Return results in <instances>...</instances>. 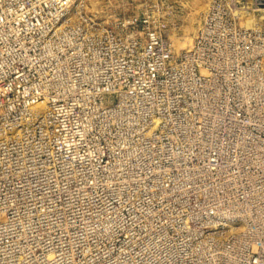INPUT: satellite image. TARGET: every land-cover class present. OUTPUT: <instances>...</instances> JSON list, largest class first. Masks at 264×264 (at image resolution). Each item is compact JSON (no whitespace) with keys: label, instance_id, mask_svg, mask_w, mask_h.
<instances>
[{"label":"built area","instance_id":"1","mask_svg":"<svg viewBox=\"0 0 264 264\" xmlns=\"http://www.w3.org/2000/svg\"><path fill=\"white\" fill-rule=\"evenodd\" d=\"M222 1H212L194 44L170 66L162 37L148 29L141 77L125 61L120 22L107 28L105 20L69 19L71 0H0V264L28 262L35 246L42 258L45 211H75L76 197L111 168L109 138L123 144L128 127L138 144L157 127L168 93L156 87L174 88V75L182 80L189 69L213 73L225 31ZM44 101L47 109L35 107ZM261 106L250 109L233 141L213 145L200 169L196 242L186 249H196L194 264H264ZM48 254L54 263L55 249Z\"/></svg>","mask_w":264,"mask_h":264},{"label":"rangeland","instance_id":"2","mask_svg":"<svg viewBox=\"0 0 264 264\" xmlns=\"http://www.w3.org/2000/svg\"><path fill=\"white\" fill-rule=\"evenodd\" d=\"M82 1L68 18L105 20L107 28L124 25L125 61L133 65L134 76L144 77L141 49L148 29L160 34L165 60L175 64L194 44L213 0H202L205 9L192 31L187 26L193 7L202 1L100 0L96 9ZM221 15L225 31L213 73L196 76L189 69L182 80L174 75V88L165 82L156 87L168 93L160 103L166 112L158 115L157 127L146 130L149 134L138 144L128 127L123 144L119 137L109 138V172L94 179L86 196L76 197L73 213L70 207L45 211L49 224L43 230L48 243H40L43 256L39 259L42 250L35 246L23 264H194L196 249L188 254L186 249L196 242L200 169L214 144L233 141L235 128L250 122V109L260 104L264 109V0H223ZM190 34L194 42L186 45ZM135 38L139 44L134 47ZM54 249L57 260L52 263L48 253Z\"/></svg>","mask_w":264,"mask_h":264},{"label":"bare ground","instance_id":"3","mask_svg":"<svg viewBox=\"0 0 264 264\" xmlns=\"http://www.w3.org/2000/svg\"><path fill=\"white\" fill-rule=\"evenodd\" d=\"M202 0H196V3H200ZM71 7H70V9H69V12H68V14H69V17L71 16V10H73V8H74V6L77 4V2H84V1H82V0H71ZM85 4H87V7H91V8H97L98 6H99V4H100V0H86V2H85ZM191 7V6H190ZM80 8V7H79ZM192 8V7H191ZM190 8V9H191ZM193 9H194V13H195V15H194V17L192 18V20H191V25H188L187 26V28H188V30L189 31H192V30H194L195 29V21L197 20V17H199L200 16V14L202 13V11L205 9V3H204V1H202V3H200L199 5L198 4H196V6H194L193 7ZM207 10V9H206ZM247 12H249V11H247ZM196 13H197V15H196ZM243 13V12H242ZM246 13V12H245ZM244 13V14H245ZM248 14V13H247ZM251 14H253V13H251ZM255 14V13H254ZM150 15V14H149ZM246 15V14H245ZM255 16V15H254ZM73 17V16H72ZM252 17V16H251ZM71 18V17H70ZM255 18H257V17H255ZM258 19V18H257ZM89 20V19H88ZM251 21V20H250ZM253 21V20H252ZM257 21V20H256ZM252 23H254V22H252ZM189 33H191V32H189ZM187 39H188V42L186 43V45L187 44H189V43H191L192 41H193V39H194V35H191L190 34V36H188L187 37ZM194 42V41H193ZM192 42V43H193ZM184 45V44H183ZM182 45V46H183ZM184 47H186V46H184ZM35 107H37L39 110H44V109H47L48 108V104H47V102L46 101H44V102H41V103H39V104H37Z\"/></svg>","mask_w":264,"mask_h":264}]
</instances>
